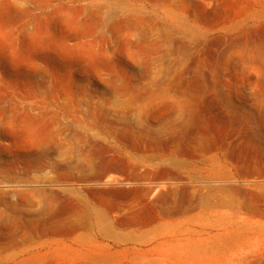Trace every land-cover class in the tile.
Masks as SVG:
<instances>
[{"label": "rangeland", "instance_id": "1", "mask_svg": "<svg viewBox=\"0 0 264 264\" xmlns=\"http://www.w3.org/2000/svg\"><path fill=\"white\" fill-rule=\"evenodd\" d=\"M233 1L0 0V264H184L198 249L192 233L158 248L114 246L102 242L100 218H233L240 202L257 200L264 93L230 84L264 62V22L249 35L202 27L223 24ZM253 41L263 48L257 63L245 52ZM92 122L99 136H87ZM214 251L211 264H264V233Z\"/></svg>", "mask_w": 264, "mask_h": 264}, {"label": "bare ground", "instance_id": "2", "mask_svg": "<svg viewBox=\"0 0 264 264\" xmlns=\"http://www.w3.org/2000/svg\"><path fill=\"white\" fill-rule=\"evenodd\" d=\"M205 2H207V0H205ZM231 7L233 8V11H231L230 14L226 13L223 16V24H221L219 19L206 20L203 24L204 26L202 27L205 28L207 33L221 32L223 34L232 35L233 33L249 35L258 24L264 22V10H261L264 8V0H241V2L234 0ZM201 20L203 21V19ZM245 52L249 56V63H257L260 53L263 52V48L260 42H247ZM246 62L248 63V61ZM258 67L259 68L255 71L254 75L246 70L232 75L235 82L230 85L241 87L246 84H250L264 93V62L262 61ZM214 81H219V78H214ZM195 97L200 99L201 95L196 94ZM95 128L98 129L99 125L93 122L90 123V125L86 128L87 136H99V134L94 132L95 130L93 131ZM101 130L104 136H119L116 133L117 131H109L105 128H102ZM127 130L132 136H137L135 130L131 126H128ZM81 136L86 135L82 133ZM165 157V155L153 154L147 159L149 161L159 160L160 163L173 167L176 170H179V172L187 171L188 167L184 166L177 159ZM27 164L28 169L32 165V162L28 161ZM219 190L221 193L230 197H232V195L234 196L239 194L240 192L237 188H219ZM254 192L257 196V200L252 203L240 202V205L234 212L233 218H224L223 216L216 214L215 219L211 220L197 218L194 220L191 219L192 221H178L175 224H172L167 219L163 220V222L158 226H153L152 221H147L146 225L148 228L138 241L142 244L155 245L154 248H158L161 245L179 244L186 239H182L183 241H181L177 236L182 232L188 231L194 236L189 243L193 244L198 249L196 253H193L191 256L188 254V256L185 255L187 263L184 264H211V261H213L218 254L214 251L216 246L218 247L224 245L228 240L236 236H245L250 233H264V207L259 204V202L264 200V189H254ZM205 203L207 204V202L204 201L203 205ZM219 206H223V203H219ZM98 227L103 237L108 238L112 235L108 228V223L104 218H100ZM197 230L200 231V234L203 232L207 235V239L205 241L199 238ZM171 234L173 235L171 236ZM230 236L232 237L230 238ZM203 245L208 246L207 253L201 251Z\"/></svg>", "mask_w": 264, "mask_h": 264}, {"label": "crops", "instance_id": "3", "mask_svg": "<svg viewBox=\"0 0 264 264\" xmlns=\"http://www.w3.org/2000/svg\"><path fill=\"white\" fill-rule=\"evenodd\" d=\"M143 210V207L138 208L137 210H135L136 212H140ZM154 222H152L153 224ZM145 225V226H143ZM108 228L111 232V236L108 238H104V240L102 242H106L109 245H127L130 244L132 242L134 243H141L139 240V238L141 237H132V235H129L127 233L128 229H136V230H145L147 229V225L146 222H136L133 223L131 225H128L126 223H122V222H118L115 224H111L110 221H108ZM136 239V240H135ZM135 240V241H134ZM116 253L120 254V255H125L127 254L126 250H120V251H111L110 257L112 258V256L115 258ZM139 253V252H138ZM140 254V253H139ZM140 261V260H139ZM110 264H124L125 262L119 261L116 262L115 259L114 260H109Z\"/></svg>", "mask_w": 264, "mask_h": 264}]
</instances>
